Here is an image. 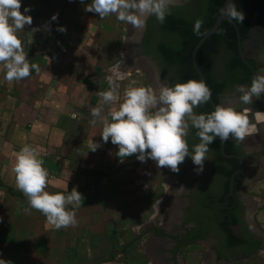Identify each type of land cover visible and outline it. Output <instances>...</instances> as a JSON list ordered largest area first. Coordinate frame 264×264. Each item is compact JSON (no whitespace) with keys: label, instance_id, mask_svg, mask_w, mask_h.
<instances>
[{"label":"crops","instance_id":"obj_1","mask_svg":"<svg viewBox=\"0 0 264 264\" xmlns=\"http://www.w3.org/2000/svg\"><path fill=\"white\" fill-rule=\"evenodd\" d=\"M60 1L22 2L21 11L30 7L28 14L33 17V22L20 32V38L25 44L29 60L38 64L40 72L33 70L28 78L7 81L4 79V70L0 67V217L4 218L0 219V227L3 224L16 227L8 235L4 234L7 237L1 235L8 251V244H12L9 239L25 242L16 233L18 229L22 234L26 223L25 218L20 219L19 211L26 209L32 210L34 215H44L30 207L28 198L16 186L12 169L17 153L24 145H30L43 161L44 168L55 176L48 181L45 190L67 194L76 187L83 195L78 208H94L96 204H103L106 205V211L110 210L111 189L107 185L117 173L127 174V166L134 173L135 181L136 177L150 175L164 176L166 184L167 180L172 181L169 183L173 185L170 196L172 201L166 202L172 204L173 210H176L177 198L181 197L185 184H190L193 178H197L196 172L194 173L196 166L190 161L179 165L180 173L174 180L177 172L169 167H157L156 162L150 158L141 162L136 158L137 154L119 158L116 155L118 146L112 144L110 139L107 143L103 141L101 133L104 122L111 120L109 113L118 109L123 102L126 89L157 87L153 85L150 76L139 73V68L133 66L127 69L122 49L118 61L111 64L106 59L104 64L103 50L99 43L106 38L103 32L106 33L108 29L104 30L108 26L99 24L95 12L62 9ZM57 13L58 18L52 20V16ZM61 27L67 30L60 31ZM115 48L112 43L107 55H112L117 50ZM116 53L117 51L114 55ZM127 71H130V75ZM121 74H124L123 79H119ZM110 75L117 85V99L111 104H103L100 92L109 89L107 77ZM232 101L234 98H229L228 102ZM92 107L101 108V115L94 124L90 122L93 119L90 114ZM256 133L257 130L253 129L244 139L248 152L246 168L249 183L242 193L249 202L248 222L243 217L238 218L235 230L231 232L242 240L241 243L235 246V250L232 247L230 251L221 252L217 256L210 250L207 242L189 240L179 251H166L165 258L169 264H264V135L260 137ZM94 142L99 147L92 151ZM136 182L134 184L138 185L140 181ZM175 186L183 187L180 192H175ZM98 189L102 198L96 202L93 198ZM124 212L125 209L119 211L120 215L117 216L122 218ZM140 212L137 214L140 215ZM24 215L27 214L23 213L22 216ZM40 219L43 223L48 221L39 217V223ZM166 221L170 229L179 223L173 214ZM181 223L184 229L191 226L186 225V221ZM17 224L21 225L20 229ZM49 228L51 230L55 227L50 223ZM190 242L198 245L199 249H192L188 245ZM178 252L181 258L179 260L176 259ZM182 254H186V261Z\"/></svg>","mask_w":264,"mask_h":264},{"label":"clouds","instance_id":"obj_2","mask_svg":"<svg viewBox=\"0 0 264 264\" xmlns=\"http://www.w3.org/2000/svg\"><path fill=\"white\" fill-rule=\"evenodd\" d=\"M22 2L0 0V67L7 81L28 78L33 70L40 72L38 64L29 60L25 44L20 38V32L33 22V17L28 14L30 7L21 11ZM178 3L180 0H91L85 11L98 13L100 18L115 14L117 20L142 29L150 16L164 23ZM221 14L237 23L245 20V13L238 9L233 0H227ZM57 18L58 13L51 19ZM202 24V19L194 22L195 34L200 33ZM59 30L67 29L61 27ZM258 61L264 62V49L260 51ZM123 78L124 74H121L119 79ZM107 79L109 89L100 92L103 104H111L117 99V85L113 76ZM238 91L239 100L245 104H252L254 97H264V68H259L251 83L240 85ZM211 97L212 91L203 79H189L172 86L161 83L158 90L151 87L128 88L118 109L110 111L111 120H105L101 136L105 143L110 139L112 144L118 146L116 155L119 158L137 154L136 158L141 162L150 158L157 167L167 166L178 173L179 165L186 157H190L197 166L194 170L199 174L203 171L205 160L211 159L207 153L214 140L219 138L227 141L231 136L243 141L255 127V124L250 123L251 110L248 107L237 110L234 106L219 104L210 113L194 111ZM90 114L93 118L90 122L96 123L101 108H90ZM254 116L264 121V114L259 111ZM193 128L197 130L196 136L200 142L190 149L187 137ZM98 147L95 143L91 150L95 151ZM12 171L15 173L16 186L28 198L30 207L43 213L56 229L76 223L75 209L80 206L82 193L76 187L67 194L46 191L48 172L30 145H24L19 150ZM69 205L72 207H67Z\"/></svg>","mask_w":264,"mask_h":264},{"label":"rangeland","instance_id":"obj_3","mask_svg":"<svg viewBox=\"0 0 264 264\" xmlns=\"http://www.w3.org/2000/svg\"><path fill=\"white\" fill-rule=\"evenodd\" d=\"M76 1L61 0L60 7L81 12V10L85 11L86 6L91 3V0ZM96 15L99 24L108 26L104 30L108 29L106 33L103 32V36L106 38L101 39V43H99L103 50L102 60L104 64H106V59L112 64L121 58L120 51L124 50L130 25L117 20L115 14L104 18H100L98 13ZM138 32L137 30L134 38L133 35L131 37L130 50H124L125 55L128 51L131 53L128 57L123 54V59L127 62L125 65L127 69L136 66L137 57L140 56L136 49L138 46L136 42L139 39ZM112 43L117 50H114L110 56L107 55V51H110ZM115 51H117L116 55H114ZM113 55L115 58L112 57ZM153 60L161 67L158 60L154 58ZM149 66L142 64L139 73L142 76H150L153 85L158 90L160 85L157 84V74L154 67ZM128 167V175L117 173L109 180L107 186L111 189L109 195L111 208L108 211H106V205L103 204H96L94 208H76V223L58 230L55 228L50 230L48 221L43 223L40 219L39 223L37 219L39 217L46 218L44 215H34L32 210L27 211L26 209L19 211L20 219H26H24L26 221L25 229L22 230V234L18 229L15 232L19 237H23L25 242L17 241L15 238L14 240L9 239L12 244H8V251L1 235L9 234L11 229L14 230L16 227L3 224L4 226L0 227V264H164L163 259L166 258L163 255L165 253L163 254L160 248L168 251L169 249L165 248L169 247L170 243L168 244V236L165 235L167 232L163 225L169 227L166 219L172 214L171 210L174 207L169 202L164 205L160 201L171 200L170 196L173 192L171 186L173 185L169 183L172 181L167 180L166 184L164 176L152 177L150 175L136 177V181L140 182L135 185L134 173ZM179 173L175 175L174 180ZM194 180L195 178L191 182ZM181 188L175 186V192H180ZM99 189L93 198L96 202L102 198ZM123 209L125 212L121 218L117 215H120L119 211H123ZM139 212L140 215L137 214ZM23 213L27 215L22 216ZM17 226L19 229L21 228V225L17 224ZM170 230L171 233L179 232L175 230V226ZM5 235L4 237H7ZM188 245L192 249H199V246L193 245V243ZM182 258L187 259L186 254H182ZM176 259H181L180 252Z\"/></svg>","mask_w":264,"mask_h":264},{"label":"trees","instance_id":"obj_4","mask_svg":"<svg viewBox=\"0 0 264 264\" xmlns=\"http://www.w3.org/2000/svg\"><path fill=\"white\" fill-rule=\"evenodd\" d=\"M224 2L225 0H192L191 6L187 8L186 6L173 7L164 23H160L154 16L149 19L150 32L157 29L158 39L155 46L144 43L146 52L154 55L153 58L160 62L173 85L189 79L200 80L192 61V53L199 40L205 35L206 30L214 25ZM263 3L264 0H235L238 9L245 13L243 23L236 22L242 40L248 38L249 29L256 14V24L263 26ZM197 19L203 20L199 34L193 32L194 22ZM197 61L205 75L207 85L212 91V99L217 105L220 94L231 90L234 84H243L251 79V71L239 54L236 29L229 22L222 23L219 29L204 42L198 51ZM218 61L221 64V76L225 77L223 79H217L214 74V63ZM171 76H175L176 79H172ZM198 108L199 113L213 111L209 101L199 105ZM196 131L195 129V134ZM234 142L235 138L231 136L226 141L225 152L227 154L235 153ZM214 146L218 166L227 178V192L230 178L239 168V162L227 160L220 153L221 140L219 138L215 140ZM235 182L238 184L240 179L236 178ZM236 223H238V219L234 218L231 224ZM227 239L229 248L235 247L242 241L233 236L231 232L227 234ZM187 243L179 247H183Z\"/></svg>","mask_w":264,"mask_h":264},{"label":"flooded vegetation","instance_id":"obj_5","mask_svg":"<svg viewBox=\"0 0 264 264\" xmlns=\"http://www.w3.org/2000/svg\"><path fill=\"white\" fill-rule=\"evenodd\" d=\"M191 4L192 0H180V3H178L174 7L186 6L187 8L191 6ZM262 5H264V3ZM150 18L151 16L147 18L142 38L139 44H137L138 46H136V49L140 54V56L137 57L136 64H143V62H148L149 65H152L155 69V72L157 74L156 76L158 77L157 81L159 82L158 85H160L161 83H165L172 86L173 84L169 79L170 77L168 78V76H166L163 68L160 67V65H157L156 63L152 64L147 60L149 58L153 59V56L151 54H147L145 48L146 45L144 43L149 44L150 46H155L158 39L157 29L150 32L151 30L148 27ZM133 29L134 38L137 29ZM248 39L250 40L249 46H245L244 53L246 57L249 58L251 65H253L257 71L259 68H264V62L258 61L259 53L262 49H264V24L263 27L259 26V28L253 34H250L249 29ZM220 67L221 64L219 61L217 63H214V74L217 79L225 78L224 76H221ZM171 78L174 80L176 79L175 76H171ZM252 78L253 77L251 73L250 81L243 84H234L231 90L220 94L218 105L222 104L225 106H229L231 104V106H234L232 103L228 102L229 98H231V96L228 95L237 94L239 96V86L249 85L252 81ZM198 109L199 108L196 107L194 108V111L196 113H199ZM187 142L190 149L193 145L200 142L199 137H197L195 134L194 128L191 129L187 137ZM214 143L215 140L209 146L210 148L207 155L211 159L205 160L203 171L198 174L194 170V173L196 172L195 174L197 175V178L194 181L190 182V184L186 183L183 192L180 194L181 198H177L178 205L176 207V210H174L172 214L179 220V223H177L178 225L175 227V230H178L179 232L171 233L170 228L163 225L164 229H166L167 232L165 234H167L168 236V244L170 243L169 247L165 249H174L179 251L184 247L179 246L188 242L189 240H194L195 242L204 241L209 244L210 250L218 256L221 252H228L230 251V249H232L228 247L227 234L235 230V224H231L234 218L238 219L240 217H243V219L248 222L249 202L245 195L242 193L244 191L243 189L246 188L247 184L249 183L248 170L246 168V164H248L246 160V158H248V152L245 149L246 143L244 140L238 141L235 139V153L227 154L238 155L245 161L241 173L236 177L240 179V182L238 184H236V182L234 183L233 194H230V189L226 192L227 178L223 175L221 168L218 166L216 152L214 151ZM226 159L235 161L237 160L239 162L237 158ZM185 161L192 162L190 157H186ZM183 221H186V225L191 226L186 229L182 228L183 224L181 222ZM172 237H175L176 239H173ZM160 249L162 250L163 254H166V251H164L163 248ZM233 250H235V247H233ZM165 254L163 255L164 257ZM163 260L165 261L164 264H169L168 260Z\"/></svg>","mask_w":264,"mask_h":264},{"label":"water","instance_id":"obj_6","mask_svg":"<svg viewBox=\"0 0 264 264\" xmlns=\"http://www.w3.org/2000/svg\"><path fill=\"white\" fill-rule=\"evenodd\" d=\"M233 2L235 3V0H233ZM226 3H227V0H225L222 9L225 7ZM262 6L264 7V5H262ZM256 17H257V14L254 16L253 23L250 26V34H253L259 28V26L256 24ZM224 22L231 23L234 26V28L236 29L237 38H238L239 54H240V57L243 60V62L246 64V66L251 71L252 77L255 75V72H256V69L254 68L253 65H251V63L249 61V58H247L245 53H244V51H245L244 48H245V46L246 47L249 46L250 40L248 38L245 39V40H242L240 31H239V28H238L236 22L235 21H230L229 18L226 15L221 14V11H220V14L217 17L214 25L206 30L205 35L199 40V42L195 46V48L193 50V53H192V61H193L195 70L198 73L199 78L203 79L205 82H206V78H205V75H204L203 71L201 70V68H200V66L198 64L197 54H198V51L201 48V46L204 44V42L209 37H211L219 29V27L222 25V23H224ZM261 27H263V26H261ZM144 28H145V26L142 29H137L139 31L138 32L139 39H137V42H136L137 44H139V42H140V40L142 38V34L144 32ZM147 60L150 63L154 64L153 59L149 58ZM206 84H207V82H206ZM228 96H231V97L234 98V101H232L230 103L234 104L235 101H237L234 104V106L237 108V110H243V108H245V107H248L251 110L250 114H249L250 115V123L252 122L253 124H255L254 129L257 130L256 135L260 136V137L263 136L264 135V127H263L264 121L258 120V118H256L254 116V113L259 111L261 114H264V97H261V98L254 97L252 104H245V103H243L242 101L239 100V96L237 94H229ZM209 102H210V104L212 106V109L214 110V108H215V106L217 104L214 102L212 97L209 100ZM238 102H240V103H238ZM225 146H226V141H221V153L223 154V156L226 157V158H237L239 160V162H240L239 168L232 174V176L230 178V182H229L230 194H233V188H234L235 179L241 173V171H242V169L244 167V160H243L242 157H240L238 155H227V153L225 152Z\"/></svg>","mask_w":264,"mask_h":264},{"label":"bare ground","instance_id":"obj_7","mask_svg":"<svg viewBox=\"0 0 264 264\" xmlns=\"http://www.w3.org/2000/svg\"><path fill=\"white\" fill-rule=\"evenodd\" d=\"M130 32H129V34H128V37L126 38V44H125V47H123V49L124 50H130V44L132 43V40H131V37H132V35H133V32H134V29H133V27L130 25ZM136 34V33H135ZM130 43V44H129ZM124 50L122 51V55L125 53L124 52ZM129 54H131V53H129V51H128V53H126V55L124 54V56L125 57H128V55ZM140 59V58H139ZM143 65L145 66H148V67H150L149 66V63L148 62H143ZM136 68H142V63H139V64H136V66H135ZM147 69V68H146ZM168 197V196H167ZM171 198V197H170ZM165 201V200H164ZM165 203H166V201L164 202V203H162V204H164L165 205ZM161 204V205H162ZM163 206V205H162ZM158 208V207H157ZM172 212V211H171Z\"/></svg>","mask_w":264,"mask_h":264},{"label":"built area","instance_id":"obj_8","mask_svg":"<svg viewBox=\"0 0 264 264\" xmlns=\"http://www.w3.org/2000/svg\"><path fill=\"white\" fill-rule=\"evenodd\" d=\"M46 171L48 172V181L53 180L55 178L54 174L48 170H46Z\"/></svg>","mask_w":264,"mask_h":264}]
</instances>
